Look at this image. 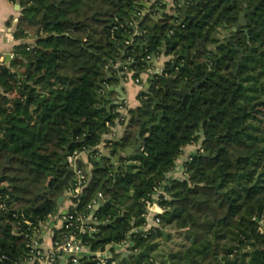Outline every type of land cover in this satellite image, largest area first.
<instances>
[{
	"label": "trees",
	"instance_id": "1",
	"mask_svg": "<svg viewBox=\"0 0 264 264\" xmlns=\"http://www.w3.org/2000/svg\"><path fill=\"white\" fill-rule=\"evenodd\" d=\"M12 1L22 7L15 37L35 41L0 65V264H27L26 221L39 227L75 188L66 163L75 151H89L93 168L71 210L84 212L99 192L104 201L98 231L83 235L91 251L130 238L118 264H264V0H188L187 16L179 0L171 12L164 0ZM129 21L146 32L127 45ZM163 54L184 95L157 74L129 116L97 99L103 70L121 60L135 80L148 55ZM118 121L123 135L100 152ZM138 135L142 147L126 155ZM189 148L184 176L170 177ZM159 187L160 224L143 230Z\"/></svg>",
	"mask_w": 264,
	"mask_h": 264
},
{
	"label": "built area",
	"instance_id": "2",
	"mask_svg": "<svg viewBox=\"0 0 264 264\" xmlns=\"http://www.w3.org/2000/svg\"><path fill=\"white\" fill-rule=\"evenodd\" d=\"M156 1L159 0H143L142 2L150 6ZM146 11L147 10H142L138 12L137 15L142 18L146 14ZM121 26H123V24H121ZM129 26L133 27V31L131 32L130 37L125 42L127 45L132 44L136 36H139L142 33L146 32L145 30H141L139 28V25L136 21H129ZM117 28L118 27L116 26L114 29ZM146 59L152 64L155 61L154 58L151 57V55H148ZM131 61V57H128L125 62L130 63ZM122 65L123 62L121 60L112 65L114 70L121 74V80H123V82L132 80L136 84L143 86L145 80L142 78H136L135 80H133L130 77L129 71H121ZM165 67L166 64L165 66L160 68L158 72L160 73V75L168 77L169 75L165 71ZM118 123L121 124L119 121ZM116 125L109 132L111 133V135H113V137L109 140L116 139ZM83 152L84 151H75L66 157V163L70 168L77 167L75 170H73L76 173L77 184L74 189H71L68 192L67 195V197L71 201V206L75 204L73 203L71 198L77 197L82 192L83 187L89 180L88 174L91 171L86 165L84 166V168L79 167L78 161L80 160V156ZM97 158L101 157L98 156ZM163 192V187H159L153 194V200L147 201V213L145 214L147 222L142 227L143 230H149L153 227L159 226L160 218L158 217V215L164 211L163 206L159 203L160 196ZM98 199H103V195L101 192L98 193L97 198H95L92 202L87 205L84 212H78L74 210L72 211L70 206V208L62 216V228L58 230V233H55L52 247L48 251H45L41 247V240L39 238L40 230L42 224H47L48 220L52 219L56 215V213L53 215H49L47 220L43 221L39 227L31 225L30 221H26L27 224L32 226L31 228L33 230V234L28 243L29 247L31 248V252L29 257H27L26 259L27 264H38L40 262H44L45 264H57L59 261V256L61 254H65L67 256L68 264H80L81 258L85 256L92 257L91 260L96 264H118L117 260L114 259L113 255L110 253V250L112 247H119L125 248L129 251V248L133 244L130 238H127L126 240L112 247L108 246L105 250H98L94 252L91 251L87 243L83 241L84 234H94L98 231V219L96 217L95 210V205L97 204Z\"/></svg>",
	"mask_w": 264,
	"mask_h": 264
},
{
	"label": "crops",
	"instance_id": "3",
	"mask_svg": "<svg viewBox=\"0 0 264 264\" xmlns=\"http://www.w3.org/2000/svg\"><path fill=\"white\" fill-rule=\"evenodd\" d=\"M140 3H143V0H139ZM167 3V9L169 12H171L172 7L174 6V0H164ZM181 5H183L182 1L179 0ZM188 2V1H187ZM186 2V3H187ZM21 4L18 1H12V0H0V65L2 64H8L9 62L6 61L7 54H11L13 56L10 61L15 57V48L24 42L27 43H33L35 41L34 37H26L22 39H17L15 37V31L18 27L14 26L15 22L18 21V17L21 14ZM170 56H167L163 54L158 58L157 61H154L152 64V71L157 72L160 68L165 66L166 62L170 59ZM108 74H111L109 76ZM106 81L104 85H106L108 88L113 87L114 89L110 92V100H105L106 102H109L111 105H119V111L124 114L128 115V110L130 108H137L141 105L140 100L138 99V94L142 91L143 86L136 84L132 80H129L127 82H123L121 80V74L116 72L115 70H106ZM152 76V73L148 70V73L142 74V78L145 80L144 86L148 87V79H150ZM110 80V81H109ZM122 85V89L124 91V95L120 94L118 92L119 87ZM118 88V89H117ZM117 102V103H115ZM116 139L121 138V136L124 133L125 126L122 124H119L117 122L116 125ZM113 135L111 133H107L103 137V141L98 145L97 149L100 152H108V149L106 147V141L111 139ZM193 148L188 149V153ZM80 160L88 166L90 170H92L93 165L90 162V152L84 151L81 156ZM185 160V157H183V161ZM180 160L173 172L169 174L170 177H178L181 178L184 176V172H181L180 167H182V171H184V164L180 165ZM181 172V174H180ZM71 201L68 197H66L62 204L60 205L58 211L56 212V215L48 220L47 224H42L39 238L41 240V247L48 251L51 249L54 236L56 231L60 230L63 225L62 216L65 214V212L70 208ZM110 253L112 255L121 254L122 258H125L129 255V251L125 248H111ZM38 264H45L44 262H40ZM57 264H68L67 262V256L65 254H61L59 256V261Z\"/></svg>",
	"mask_w": 264,
	"mask_h": 264
},
{
	"label": "water",
	"instance_id": "4",
	"mask_svg": "<svg viewBox=\"0 0 264 264\" xmlns=\"http://www.w3.org/2000/svg\"><path fill=\"white\" fill-rule=\"evenodd\" d=\"M181 1H182V3H183V5H182V8H183V10H184L183 15H184V16H187L188 5H187L186 2H187L188 0H181ZM199 1H201V0H198L197 2H199ZM143 5H144L146 8L149 7V5L146 4V3H143ZM255 7H256V6H255ZM255 7H254V8H255ZM161 13H162V10L160 11V14L154 16L153 19H154L155 23L153 24L152 29H154V28L160 23V20L163 18V16L161 15ZM244 16H245V13L242 12V13H241V16H240V22L237 24V26H239L241 23H245V22H246ZM17 24H18V21L15 22L14 26H17ZM237 26H235V27L233 28V30H236ZM11 58H12L11 54H7V56H6V61H7V62H10V59H11ZM157 59H158V57H157V56H154V60L156 61ZM151 68H152V63L149 64V71L152 73V76H151L150 80H153L154 77H155V75L160 74V73H159L158 71H157V72H153ZM102 73H103V74H106V70H103ZM108 75L111 76V74H108ZM174 80H175V77H173V76L165 77L166 85H167V86H168V87H169V88H170L175 94H177V95H181V96L184 95V94L186 93V89H178V88H176V87H175V82H174ZM147 85L149 86V83H148ZM113 89H114L113 87L108 88L106 85L103 84V85L101 86V90H99V91L97 92V99H98L99 101L110 100V92H111ZM117 89H118V88H117ZM118 92H119L120 94L124 95V91H123V89H122V85L119 87ZM115 103H117V102H115ZM148 110L151 111V112H155V113H157V112L155 111V109H150V108H149ZM72 139H74V138H72ZM138 139H139V140H138L137 142H134V144H133L132 147H128V148H127V150H126V155H132L134 152H136L139 148L142 147L143 140L140 138V135H138ZM95 161H96V162H100L99 167H104V164H103V161H101V158H97ZM115 161L117 162L116 171H118V170H119V167H120V166H123L124 163L121 162V156H120V155L117 156V157L115 158ZM76 168H77V167H75V168H71V170H75ZM63 200H64V197H61L60 200H59V204H62ZM103 202H104L103 199H98V202H97V204L95 205V210H99L100 207L103 205Z\"/></svg>",
	"mask_w": 264,
	"mask_h": 264
},
{
	"label": "rangeland",
	"instance_id": "5",
	"mask_svg": "<svg viewBox=\"0 0 264 264\" xmlns=\"http://www.w3.org/2000/svg\"><path fill=\"white\" fill-rule=\"evenodd\" d=\"M222 33H223L222 36L228 34L227 31H223ZM17 68H18V69H21L20 66H17ZM197 146H198V145H195L194 147H197ZM193 149H194V148H193ZM193 149H192V150H193ZM193 151H194V150H193ZM187 155H189V154H188V151H186V153L183 155V157H187ZM183 157L180 158V161H181V162H180V165H181V163H182V165H183V162H184V161H183ZM180 170H181V172H184V171H182V167H180ZM181 172H180V174H181Z\"/></svg>",
	"mask_w": 264,
	"mask_h": 264
},
{
	"label": "flooded vegetation",
	"instance_id": "6",
	"mask_svg": "<svg viewBox=\"0 0 264 264\" xmlns=\"http://www.w3.org/2000/svg\"><path fill=\"white\" fill-rule=\"evenodd\" d=\"M197 1H198V0H197ZM237 24H238V23H237ZM237 24H236V26H237ZM239 26H240V25H239ZM239 26H237V27H239ZM236 30H237V28H236ZM236 30H235V31H236Z\"/></svg>",
	"mask_w": 264,
	"mask_h": 264
}]
</instances>
